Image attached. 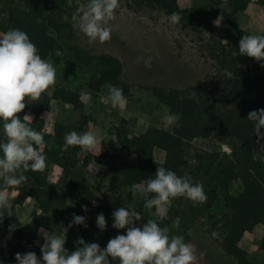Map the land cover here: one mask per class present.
<instances>
[{
    "label": "trees",
    "instance_id": "1",
    "mask_svg": "<svg viewBox=\"0 0 264 264\" xmlns=\"http://www.w3.org/2000/svg\"><path fill=\"white\" fill-rule=\"evenodd\" d=\"M63 2L64 0H59ZM127 6L159 9L169 16L177 12L180 23L196 34L204 35L203 49L212 61V70L201 79L183 87H152L151 91L158 101L169 111L179 115V127L163 129L150 127L140 134L129 135L124 127H115V136L120 146L132 152L134 162L124 161L101 146L92 151H82L80 147L62 150L66 133L90 131L91 116L84 112L85 103L78 90L65 86H55L51 95L42 94L37 101L28 100L25 109L17 115L23 119L32 116L30 126L44 134L47 142L43 149L47 162L64 172L62 185H52L43 172L25 173L32 182H26L14 189V201L22 203L31 198L41 208L52 204L56 210L64 211L70 199L81 205L97 204L100 210H111V217L118 197L106 195L100 185L90 183L78 170L79 155L86 153L105 167L111 179L131 190L133 184L146 182L154 178L157 168L163 166L178 176L190 175L194 182L203 184L207 200L203 204H193L185 199L187 205L210 210L221 202L223 211L210 213L211 230L217 235L214 240L230 256L235 264H255L249 260L246 250L241 246V238L252 231L258 223H264V161L254 156H264V140L255 133V124L248 120L253 110L264 108V75L254 74L251 62L254 58L233 55L239 51V42L249 32L241 28L232 16L247 8H259L264 11V0H206L204 4L181 8L178 0H120ZM65 11L59 5L48 6L37 0H0V32L17 28L25 31L36 44L42 58L52 57L58 62L56 52L61 50L64 35L70 27L65 22ZM219 17L234 33V39L223 42L216 34L213 18ZM70 59L82 68H93L86 83L92 94H97L103 85H121L122 64L110 54L91 55L78 49H71ZM227 72L231 75H227ZM70 104L79 112L73 122L56 121L52 132L44 130V113L48 111L51 100ZM264 132V128L261 129ZM213 137L217 142L227 145L229 155L219 151H201L189 157L186 146L194 139ZM2 138V132H0ZM6 139V138H5ZM160 149L165 156L162 162L153 158V151ZM234 181H239L237 194L230 192ZM4 188L0 181V190ZM155 194L148 193L140 197L136 210L141 216H148L156 210L144 208L146 199ZM108 197L103 201V197ZM111 206V207H110ZM72 221L73 214L65 217ZM86 217V225L79 227L86 243H98L106 247L111 238L123 234L125 229L116 230L112 226L104 233L94 222V216ZM160 226H169L170 222L160 215L155 219ZM67 238L65 248L70 246ZM264 250V234L260 241ZM67 249V248H66Z\"/></svg>",
    "mask_w": 264,
    "mask_h": 264
},
{
    "label": "rangeland",
    "instance_id": "2",
    "mask_svg": "<svg viewBox=\"0 0 264 264\" xmlns=\"http://www.w3.org/2000/svg\"><path fill=\"white\" fill-rule=\"evenodd\" d=\"M37 1L48 6L59 5L65 11L62 20L69 22L70 25L64 35L63 48L56 52L58 62H55L52 57L47 58L57 70L54 87L65 86L81 93L85 103L84 112L90 114L92 119L90 131L96 133L99 141L97 146L116 154L121 160L134 162L136 156L120 146L115 136L116 126L124 127L129 135L140 134L150 127L171 129L165 128L163 123L165 115L170 111L153 96L152 87H183L201 79L212 70V61L203 49L204 35L192 32L180 22L169 23L168 15L159 9L146 7L134 9L120 2L115 19L109 22L112 28L111 39L104 43H89L88 38L79 30L78 22L72 19L73 15L77 14V9L85 6L88 0ZM205 1L178 0V4L181 8H188L204 4ZM232 19L250 35H264V11L261 9L247 8L235 13ZM212 21L221 41L228 42L234 39L233 31L219 17L213 18ZM72 48L91 55L110 54L120 60L122 84L118 87L123 89V94L126 96L123 107L111 106L108 100L111 85H103L97 94H92L88 90L86 83L94 69L82 68L74 63L70 59ZM148 57H152L150 68L145 67L144 63ZM262 64L264 61L253 60L252 72L264 75ZM54 87L46 93L51 95ZM78 116L79 112L70 104L53 99L48 111L44 113V130L52 132L56 121L73 122ZM213 150L227 156L230 153L227 145L217 142L213 137L194 139L186 146L189 157L196 152ZM164 156V151L160 149L153 151V158L157 161L162 162ZM47 164L44 170L47 181L52 185H62L64 172L52 163L47 162ZM78 170L90 183L100 185L106 195L118 197L117 204H110L118 209L126 207L137 212L136 207L140 197L146 195L138 191L133 196L128 188L118 184L117 180L111 179L105 167L94 159L87 158L85 152L79 155ZM26 182L32 181L28 178ZM239 190V181H234L230 186V192L237 194ZM0 191L8 195L13 202V215L8 216L5 212L3 222L0 223V261H3V264H17L15 260L17 253L26 254L31 251L40 257V247L44 242L38 235V229L41 226L48 232L63 231V228L67 227L66 241L70 237L71 245L66 248L69 252L74 251L75 242L83 235L79 227L74 225L68 227L71 220L68 216L65 217L66 213L94 216L93 220L97 229L96 217L103 213L108 225L105 231L113 224L111 210H100L97 204L81 205L69 199L64 211H58L53 204L49 208H41L31 198L25 199L22 203H16L13 188L4 187ZM103 199L106 201L109 198L104 196ZM83 206H87V212L82 210ZM222 211L221 202L210 210H204L187 205L186 200L181 197L172 199L167 207L164 217L169 220V227L177 217L181 220L179 229H173L172 234L183 235L185 241L195 247L196 264H235L212 236L209 214H219ZM158 216L156 209L148 216H141L136 226H142L148 220H155ZM263 234L264 223H258L251 232L245 233L241 238V246L246 250L249 260L255 264H264V250L260 248Z\"/></svg>",
    "mask_w": 264,
    "mask_h": 264
},
{
    "label": "clouds",
    "instance_id": "3",
    "mask_svg": "<svg viewBox=\"0 0 264 264\" xmlns=\"http://www.w3.org/2000/svg\"><path fill=\"white\" fill-rule=\"evenodd\" d=\"M120 0H88L87 4L77 9L72 19L78 22L79 30L88 38L89 43H104L111 39L110 21L115 19ZM181 16L172 12L168 22L177 24ZM239 51L233 55H243L264 61V35H244L239 42ZM152 57L145 60V67H151ZM264 67V64H262ZM57 70L49 59L42 58L36 44L29 35L20 29L13 28L0 32V181L7 188L25 185V173L43 172L48 164L43 152L47 142L44 134L30 126L32 116L21 119L17 114L26 107L28 100L37 101L56 84ZM227 75L231 73L227 72ZM91 99V94H88ZM108 100L113 108L123 107L126 96L118 86L110 87ZM29 104V103H28ZM179 115L167 113L163 119L164 127H179ZM248 120L255 124V133L264 140V108L253 110ZM6 138V139H5ZM95 132L78 133L71 131L65 134L63 151L78 146L82 151H92L98 144ZM264 150V147H261ZM264 161V156H254ZM133 196L141 193H154L146 199L144 208L157 209L163 219L172 199L184 197L193 204H203L207 200L203 184L194 182L190 175L178 176L176 172L163 166L157 168L154 178L131 186ZM82 210L87 212V206ZM13 215V202L3 191H0V223L4 214ZM112 227L116 230L126 229L124 234L111 238L106 247L98 243H86L83 237L77 239L76 248L69 252L65 248L66 233L63 231L48 232L41 226L38 235L43 239L40 247L41 256L35 252L17 253V264H196L195 247L185 241L183 235L172 234L179 229L181 220L177 217L169 226H160L156 220H148L142 226H136L141 216L132 208L120 207L112 213ZM72 225H86V217L73 214ZM96 225L101 232L107 229L105 215L96 217ZM213 232V238L216 237ZM111 258V259H110ZM3 264V261H0Z\"/></svg>",
    "mask_w": 264,
    "mask_h": 264
}]
</instances>
